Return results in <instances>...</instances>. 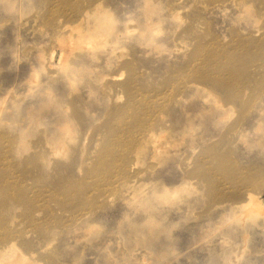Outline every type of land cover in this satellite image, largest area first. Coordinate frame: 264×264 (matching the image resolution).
<instances>
[{"label": "rangeland", "instance_id": "374dc122", "mask_svg": "<svg viewBox=\"0 0 264 264\" xmlns=\"http://www.w3.org/2000/svg\"><path fill=\"white\" fill-rule=\"evenodd\" d=\"M97 1L0 0V248L13 239L31 264H264V210L223 211L264 201V0H101L102 41L58 38ZM235 64L249 84L214 89L207 77L229 85ZM163 184L180 187L157 199ZM150 217L157 238L132 236Z\"/></svg>", "mask_w": 264, "mask_h": 264}, {"label": "bare ground", "instance_id": "6f19581e", "mask_svg": "<svg viewBox=\"0 0 264 264\" xmlns=\"http://www.w3.org/2000/svg\"><path fill=\"white\" fill-rule=\"evenodd\" d=\"M18 1V0H17ZM142 1V0H141ZM233 1V0H232ZM236 3H238L237 1L238 0H234ZM233 1V2H234ZM240 1V0H239ZM249 1H253V0H246L245 2H244V6H247L248 4H249ZM21 2V1H20ZM239 4V3H238ZM240 5V4H239ZM238 5V6H239ZM102 6H103V2L101 1V0H99V1H97V3H95V6L93 7V8H91V9H89V10H87L84 14L82 13V15H81V17L79 18V19H77V22L75 21V24H73V23H67V24H65V25H61V27L60 28H58V32H59V36H58V38H64V35L65 34H68V36L70 35V37H67V39H68V42H66L67 44H69V42H70V39H72L73 38V34H72V32H73V30H76V28L77 27H81V28H85V31H83V32H80V33H77V35L78 36H80L82 33H84V35L85 36H87V38H88V40H89V44L87 45L88 47H92L93 45H95V44H92V43H90V42H92V41H97V42H99V41H102L103 39H104V37H105V34H104V32H103V28H102V23L103 22H105L107 19H108V12L107 11H104V10H102L101 8H102ZM241 7V6H240ZM144 9V8H143ZM152 6H151V4L148 2V4L146 5V9H145V14H146V19L144 18V20L145 21H143L142 23H143V26H144V28H146V29H150V30H156V27H157V22L158 21H156V20H154V19H152V16H151V13H152ZM257 17V16H256ZM153 18H155V17H153ZM134 19V18H133ZM130 21H133V20H130ZM131 23V22H130ZM130 27H131V25H130ZM130 27H129V29H130ZM74 28V29H73ZM132 29V28H131ZM130 29V30H131ZM126 31H128L127 30V28H126ZM42 32V31H41ZM57 32V33H58ZM130 32V31H129ZM76 33V32H75ZM72 34V35H71ZM55 35V34H54ZM57 35V34H56ZM59 40V39H58ZM60 43L62 42V41H59ZM256 43V42H255ZM247 47V46H246ZM253 47V46H252ZM242 49V48H241ZM244 50H246V49H244ZM238 52V51H237ZM217 53V52H216ZM239 53V52H238ZM63 52H61L60 53V55L58 56L59 57V62H61L62 64H65V62L64 61H62L63 59H64V57H63ZM214 54V53H213ZM241 54V53H240ZM103 55H106V54H103ZM112 56H113V54H111ZM232 55V54H231ZM264 55V54H263ZM240 57V56H238V54L236 53V55L234 54V57ZM209 57H211L214 61H216L218 58H217V55L215 54V55H213L212 56V54H211V56H209ZM208 57V58H209ZM233 57V56H232ZM233 57V58H234ZM207 58V59H208ZM226 58H227V56H226ZM230 58V57H229ZM105 59V58H104ZM211 59V60H212ZM225 59V58H224ZM232 59V58H231ZM237 59V58H236ZM235 59V60H236ZM241 59H243V58H241ZM109 60H110V58H109ZM117 61V60H116ZM242 61H244V60H242ZM236 63V62H235ZM66 64H69V63H67L66 62ZM128 64V63H127ZM227 64V63H226ZM238 65L239 64H235V65H232V69H233V74H234V76H235V74H236V77L233 79V76L230 74V75H228V77H227V81H230L229 82V85H228V83H226V82H224V81H221V82H219L218 80H216V79H214L213 77H207L206 75H204V72H203V74H200L198 77H200V78H210V80H211V82L214 84V86H215V88L214 89H217V91L218 90H222V91H225L226 89H229L230 87L232 88V89H234V90H236L235 92L239 95V92L246 86V84L245 83H247V84H249L248 83V81H250L251 80V78H249L250 76L249 75H246V74H244V75H242L241 76V79L240 78H238L239 77V75L237 74V72H238ZM241 65V64H240ZM222 66L223 65H220V69L221 70H223L224 68H222ZM241 66H245V65H241ZM130 69H131V67H130ZM129 69V70H130ZM229 69V68H228ZM133 70V69H132ZM133 72V71H132ZM232 72V71H231ZM130 73V72H129ZM250 73H252V72H250ZM106 74H108V73H105L104 75H106ZM120 75V73H112L111 74V76H116V75ZM130 74H132V73H130ZM103 75V74H102ZM121 76V75H120ZM232 76V79H230V77ZM129 77H132V76H129ZM119 78H121V77H119ZM213 78V79H212ZM245 78H247V79H245ZM243 79H245V80H243ZM131 79H129V81H126L125 83H121L122 84V87H123V89L125 90V92L127 93V95L128 96H130V98H129V102H130V104H132V105H134V106H140L141 105V101H136V97L134 96V94H133V87H134V85H133V80H132V82L130 81ZM243 80V81H242ZM135 81V80H134ZM204 82V81H203ZM203 82H201V83H203ZM206 83V82H205ZM208 83V82H207ZM210 83V82H209ZM208 83V84H209ZM111 84V83H110ZM119 84V83H118ZM196 85V84H195ZM111 86V85H110ZM121 86V85H120ZM205 86H207L206 84H205ZM212 87H213V85H212ZM111 88H112V86H111ZM202 88H203V86H202ZM210 88V87H209ZM205 89V88H204ZM212 91H214V90H212ZM252 92V91H251ZM219 93H221V91L219 92ZM230 93V92H229ZM236 93H234V94H236ZM227 94V93H226ZM217 95V94H216ZM215 95V96H216ZM219 96V95H218ZM3 98L2 97H0V100H2ZM139 99H141V98H139ZM218 100H220V99H218ZM218 102V101H217ZM235 103V102H234ZM218 104V103H217ZM59 105V106H58ZM216 105V104H215ZM223 105V104H222ZM228 105V104H227ZM226 105V106H227ZM218 106V105H217ZM220 106V105H219ZM218 106V107H219ZM54 107H55V110L57 111V113L59 114V116L60 117H58V119H56V123H57V126L55 127V131L53 132V133H51V135L49 136V138H48V141L49 142H52V143H54L55 145H58V147H57V149L58 150H62V147L64 148L65 146L63 145V143H65V142H67V141H65L64 142V140H63V137L65 138L67 135V132H69L70 130H72V125H67V123L70 121V118H64V116H63V112L65 111V108H64V106L62 105V102H59V104H57V106H56V103H55V105H54ZM216 107V106H215ZM222 107H224V105L222 106ZM231 107V106H230ZM229 107V108H230ZM220 108V107H219ZM228 108V107H227ZM228 108V109H229ZM33 112V111H32ZM42 112V111H41ZM44 112V111H43ZM40 113V112H39ZM47 113V112H46ZM35 116V115H34ZM34 116H30V119L33 121L35 118L37 119V117H34ZM38 118H40V116H38ZM149 125V124H148ZM54 126V125H53ZM41 128V127H40ZM43 128V127H42ZM146 128V127H145ZM45 130V129H44ZM46 132H47V130H45ZM42 132L44 133V131L42 130L41 131V134H42ZM45 132V133H46ZM44 135V134H43ZM45 136V135H44ZM152 136H155V133L154 132H148L147 133V135H146V138H145V142L147 143L148 142V140H149V138L150 137H152ZM154 138V137H153ZM152 138V139H153ZM155 138H157V137H155ZM151 139V140H152ZM156 140V139H155ZM152 141H154V139L152 140ZM14 142H16V141H14ZM46 142H47V140H46ZM14 144V143H13ZM18 144V143H17ZM48 144V143H47ZM153 144V143H152ZM61 145V146H60ZM155 145H157V144H155ZM60 151H58V152H60ZM53 153H56V150H54V152ZM41 154V153H40ZM42 155V156H41ZM41 155H39V156H37L38 157V159H40L39 157H41V159H46V157H47V155L46 156H44L43 157V154H41ZM54 155V154H53ZM56 155H57V153H56ZM59 155V154H58ZM61 155V154H60ZM2 157V156H1ZM1 157H0V159H1ZM3 158V157H2ZM13 162V161H12ZM109 168H107L106 170H108ZM220 169V168H219ZM105 169H104V171H106ZM244 170H246V172H249V171H252V168H250V167H247V168H245ZM33 173H34V175H35V177H37V178H39L40 179V177H41V175L39 174V173H36V172H34L33 171ZM38 175V176H37ZM245 177H246V175H245ZM210 178V177H209ZM247 178V177H246ZM250 178V177H249ZM184 179H186V178H184ZM241 179H243V178H241ZM189 180V179H188ZM187 180V181H188ZM214 180V179H213ZM240 180V179H239ZM211 181H212V179H211ZM215 181V180H214ZM214 181H213V183H214ZM241 181V180H240ZM244 181V180H243ZM242 181V184L244 183ZM246 182V181H245ZM186 183V180L185 181H183V184H185ZM209 183H210V179H209ZM215 184V183H214ZM238 184H240V183H238ZM167 184H163L160 188L159 187H155L154 188V190L152 191V193H159L160 195L159 196H157V199H167V198H169L171 195H173V193L176 191V190H178L179 189V185H171V186H166ZM213 185V184H212ZM245 186L246 185H249V184H247V183H245L244 184ZM243 186V185H242ZM250 186V185H249ZM214 187V186H213ZM246 188V187H245ZM248 188V187H247ZM246 188V189H247ZM142 189V188H141ZM141 189L138 187V185H137V183H135V181L133 180V181H131L130 183H128L127 185H126V191H133L134 193L136 192V191H141ZM175 194V193H174ZM226 200V199H225ZM228 200V199H227ZM245 200V201H244ZM244 200H237V201H231V203L229 204V206L227 207V208H225L224 206L226 205H224L223 203H222V201L220 202V203H222L223 205V207L225 208V209H223V211H225V212H228L230 209L231 210H236V208H239V210H243L242 212H244V209H247V208H250V207H248V206H251V208L252 209H247V210H249V215H251V216H249V219L251 218V220H252V217H255V215L258 213V212H261V210H264V201H262L261 199H259V197L257 196V195H255V194H253V193H251V192H249L248 193V195H247V198H245ZM224 201V200H223ZM12 202H14V203H18L17 201H12ZM13 203H7V202H3L2 203V205H4L5 207H11V206H13L12 205ZM1 205V204H0ZM220 206V205H219ZM181 207V206H180ZM184 207V206H183ZM218 207V206H217ZM221 207V206H220ZM222 210V209H221ZM247 210L245 211L246 213H247ZM230 212V211H229ZM244 212V213H245ZM226 214H228V213H226ZM247 215V214H246ZM153 217H150L149 218V220H150V223H148L149 225H150V227L149 228H145L143 225H138V224H136V223H133V224H130V228H131V230H132V236L134 235H140V236H143V237H149V238H153V239H155V238H157V236L159 235V233H160V227L159 228H157L158 227V225H156L155 223L154 224H151L152 222V219ZM244 218H247V217H245L244 216ZM243 217L241 218V219H244ZM157 221V220H156ZM149 222V221H148ZM256 223V221H255V219L253 218V224H255ZM258 223V222H257ZM89 224V223H88ZM159 229V230H158ZM130 230V231H131ZM9 232V231H8ZM246 234V233H245ZM8 235V234H7ZM9 236V235H8ZM244 238L246 237V236H243ZM6 238H7V236L6 235H0V241H5L6 240ZM0 264H31V262L29 261V260H26L25 258H24V256H22L21 254H19L17 251H16V249L14 248V243H13V239L12 240H10V241H8V242H6V243H4V245L0 248Z\"/></svg>", "mask_w": 264, "mask_h": 264}]
</instances>
